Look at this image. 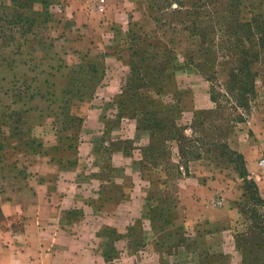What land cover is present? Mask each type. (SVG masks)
Wrapping results in <instances>:
<instances>
[{
    "label": "rangeland",
    "instance_id": "1",
    "mask_svg": "<svg viewBox=\"0 0 264 264\" xmlns=\"http://www.w3.org/2000/svg\"><path fill=\"white\" fill-rule=\"evenodd\" d=\"M106 1L100 14L97 0H0V185L28 162L24 151L59 145L63 113L86 115L88 106L68 97L86 96L80 85L93 61L102 64L96 53L131 50L134 67L120 94L97 96H104V132L91 139L96 162L116 172L113 149L137 152L136 172L160 183L157 194L166 170L198 193L199 203L185 201L182 216L197 220L200 241L192 234L177 246L162 239V247L150 248L149 264H264V172L256 165L264 141V0ZM148 16L160 23L152 35L143 31ZM80 66L69 96L55 90L49 116L47 75L60 78ZM35 78L40 97L19 121L11 103ZM166 206L163 198L151 202L152 219L159 222ZM125 240L136 249L144 242L136 233Z\"/></svg>",
    "mask_w": 264,
    "mask_h": 264
},
{
    "label": "crops",
    "instance_id": "2",
    "mask_svg": "<svg viewBox=\"0 0 264 264\" xmlns=\"http://www.w3.org/2000/svg\"><path fill=\"white\" fill-rule=\"evenodd\" d=\"M142 23L150 35L158 29V22L150 16ZM103 48L96 53L102 64L93 63L104 67V76L94 88L95 96L79 102L88 107L79 129L78 147L24 151L28 162L17 164L19 172L0 185V264H149L150 248L159 249L162 239L175 246L184 235L200 239L191 212L189 220L182 216L185 201L198 206V193H191L193 189L183 185L179 177L164 170L163 190L157 194L154 188L160 183L152 182L149 172H136L140 163L138 155L134 156L137 152L129 156L124 148L113 149L116 172L105 171L96 162L99 152L91 139L104 132L103 112L98 108L104 96H97L119 95L131 62L130 52L115 47L111 53ZM114 74L122 78L113 81ZM90 81L87 84H92ZM129 122L132 128L134 125L129 137L134 138L136 124ZM160 198L167 202V220L152 222L150 203ZM135 233L142 234L144 240L137 249L125 240ZM109 235L121 241L114 242L118 256L108 260L103 251L111 243Z\"/></svg>",
    "mask_w": 264,
    "mask_h": 264
},
{
    "label": "trees",
    "instance_id": "3",
    "mask_svg": "<svg viewBox=\"0 0 264 264\" xmlns=\"http://www.w3.org/2000/svg\"><path fill=\"white\" fill-rule=\"evenodd\" d=\"M190 3L194 4L193 2H190ZM179 7L182 8V6H179ZM191 14H192V12H189V13H186L185 15L188 17ZM263 18H264V16H262V19ZM174 22H175V24L173 23L174 26L180 27V25H182V21L181 20H177V21H174ZM262 23H264V20H262ZM158 24L160 25L159 22H158ZM169 24H172V23L169 22ZM134 26L135 25L133 23V27ZM143 31H144V29H143ZM144 32H146V31H144ZM263 41H264V29H263ZM129 51H130L131 59H134V57H133L134 53L131 50H129ZM146 56L148 58L149 57L150 58L151 57L154 58V56H155L154 51H153V54L148 52V54H146ZM89 64L90 63L88 62V65ZM92 65H93L92 68L87 67L88 71L85 73V75H84L85 78H84L83 81H81V85H80V89H83L84 93H86V96L82 95L80 97H77V96L70 95V86L72 85L71 82L73 81V83H74L76 81L75 77L77 75H80V74L82 75L81 72L83 70H82L81 66L78 67V69H74L72 71H68L66 75L64 73H62V76H60V78H58L57 73L56 74H52V75H47L46 94L48 96L47 102L50 105L49 108H48L49 112H50L49 116H52V115L54 116L55 115V113H54L55 106H54L53 100H54L55 90L58 89V88L64 89V91H66V95L67 96L70 95L68 97V99L72 100L74 103L75 102L76 103L84 102L86 99L89 100V98L91 99V96H92L93 91H94L93 84L96 83L94 81L92 82V79H94L93 77H94V74L96 75V69H97L96 64L93 63ZM131 65H132V62H130V66ZM132 67H134V64L132 65ZM91 69L94 71V72L91 71V72H93L92 75L90 73ZM63 75H64V77H63ZM100 76H101V79L104 76V67H101V69H100ZM66 77L68 79L66 81L67 83L65 82L66 84L62 85V82L64 81V79L66 80ZM59 79H60V81H59ZM37 81H39V79L35 78L34 80H31V84L28 87H26L23 90L19 89L20 92L15 95L14 101L11 103L13 106L17 105V107L19 108L18 109L19 110V113H18L19 114V119H18L19 121H24L23 119H26V116H28L30 113H32L34 111L33 110V102L35 101V99L37 97H40V96L36 95L35 92L36 91L39 92L40 90H42V87H41L42 85H38V87L33 85ZM88 81H90V83H92V84H87ZM24 82H25V79H24ZM47 84H50L51 86L47 87ZM88 87H91V88L88 89ZM49 98L52 99V101H49ZM62 110H65V109L63 108ZM15 114H16V112H15ZM61 117H62L61 123L63 124V129H61L59 131V136H60V138H59L60 140L58 141L59 145L57 147H54V149L58 150V151H61V150H74V149H76L78 147V145L80 143L79 129H80V126H81V124H82V122L84 120V117L83 116L77 117L75 115L72 117L71 115H68L67 113H63L61 115ZM65 144H67L68 146H65ZM39 146H38V148H42V147H39ZM164 215H166L165 212H164ZM164 215L161 217L162 221L167 220L166 216L164 217ZM154 221L155 220L152 219V222H154ZM109 236H110L111 243L108 244V246L106 247V249H108V250L103 252L104 257H106L108 260L114 258L112 256V252L116 251L115 248H114V242H116L117 238L120 239V237H118L116 235H109ZM159 246L162 247V244L159 243Z\"/></svg>",
    "mask_w": 264,
    "mask_h": 264
},
{
    "label": "built area",
    "instance_id": "4",
    "mask_svg": "<svg viewBox=\"0 0 264 264\" xmlns=\"http://www.w3.org/2000/svg\"><path fill=\"white\" fill-rule=\"evenodd\" d=\"M107 10V1L106 0H97V11L100 14L106 13ZM257 169L258 171H263L264 172V141H263V149L261 152V155L259 156L257 162Z\"/></svg>",
    "mask_w": 264,
    "mask_h": 264
}]
</instances>
